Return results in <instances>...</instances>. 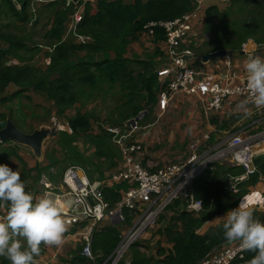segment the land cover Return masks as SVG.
Segmentation results:
<instances>
[{"label":"trees","instance_id":"trees-1","mask_svg":"<svg viewBox=\"0 0 264 264\" xmlns=\"http://www.w3.org/2000/svg\"><path fill=\"white\" fill-rule=\"evenodd\" d=\"M67 1L0 0V130L8 117L21 131L31 133L34 130L24 122L17 123L11 113L5 114L1 110L4 105L31 92L42 97L47 104L46 116L54 112L55 117L65 120L64 128L57 130L53 147L45 149L42 167L27 168L16 144L10 141L0 143V164L19 171L25 190L34 197L41 196L38 186L43 174L56 184L68 167L75 166L83 170L90 181L102 180L107 171L118 165L121 159L119 148L112 142L111 134L105 130L100 118L86 110V103L99 94L115 100L105 118L109 126L124 127L128 120L146 112L137 122L138 126H143L158 104L159 95L167 91L171 80L167 77L160 81L157 74L163 62L166 59L169 61L165 29L155 26L150 33L145 26L181 18L192 13L196 7L193 0H96L84 4L79 11L80 20L75 22L73 16L78 6L72 2L67 4ZM246 1L245 6L237 9L238 12L248 8ZM231 14V8L222 13L214 7L206 9L205 21L198 36L205 32L215 43L221 32L229 29L225 43L213 50L236 49L252 34L251 25L246 26L249 21L245 17L225 21ZM231 31H237L235 36ZM257 33L261 40H256L264 41V30ZM37 38L43 44L34 43ZM161 42L164 43V53L160 51ZM193 43L182 47L180 41L179 49L192 50L199 56ZM41 45L49 52L45 55V64L38 67L33 61L39 56ZM139 45L143 46V50ZM10 61L13 63L9 64ZM11 86L15 91L7 94ZM8 111L12 112L11 107ZM92 120L96 130H93ZM79 141L86 145L85 150L78 147ZM12 162L18 164L13 165ZM254 163L258 172L238 182L236 193L229 189L227 182L240 176L243 170L220 162L210 163L186 192L192 195L193 200L201 201L200 210H187L188 202L182 197L175 199L164 210L173 212V215L167 225L157 229L156 233L162 234L169 243L168 252L159 250L157 259L148 258L139 251V247L146 248L137 240L116 264H198L219 250L229 242L224 237L223 224L204 234H199L198 230L205 222L237 206L245 188L256 183L258 173L264 171V161L257 157ZM51 169L55 170L53 175L49 173ZM126 187V184L110 188L104 185V198L113 205ZM118 190L121 191L118 193ZM7 211L6 206L0 207V217ZM122 212L126 225H121L131 227V220H135L137 215L128 210ZM257 219L264 222V215ZM123 232L118 227L101 222L92 236L93 262L80 255L79 246L68 253L65 262L109 264ZM44 251L45 245L42 244L40 256ZM254 255L246 251L245 263L248 264ZM160 256L163 258L160 259ZM0 264H10V261L0 257Z\"/></svg>","mask_w":264,"mask_h":264},{"label":"built area","instance_id":"built-area-1","mask_svg":"<svg viewBox=\"0 0 264 264\" xmlns=\"http://www.w3.org/2000/svg\"><path fill=\"white\" fill-rule=\"evenodd\" d=\"M96 0H68L77 7L73 18L80 20L79 11L87 2ZM195 10L181 18L172 21L149 23L145 29L152 33V28L162 26L165 29L167 56L172 66L165 67L157 72L162 80L170 78L167 91L162 92L158 98L159 109H167L169 102L175 94H187L200 101L209 97L207 102L210 109L218 111L224 101L233 98L247 99L249 92L246 78L241 82L215 85L206 77L195 78L197 73L190 66L185 57H191L190 51H179V43L189 36L191 31L190 18L195 15ZM244 51V45H242ZM253 55L251 53L248 56ZM183 56H185L183 58ZM136 117L128 120L124 127L107 126L105 130L111 134L112 142L119 148L124 156V170H118L109 175L106 180L90 181L85 172L79 167L70 166L63 173L56 185L52 184L46 176L41 175L38 191L41 195L47 193L56 198L63 208V217L67 226H79V237L82 241L81 255L89 260H94L91 254V241L94 231L101 222L109 224L124 223L122 210H128L138 215V220L129 230L123 232L121 241L110 256L109 264H116L127 252L128 248L140 239L145 229L152 226L156 217L175 199L183 198L188 202L187 210L197 212L201 208L200 200H193L191 194L186 193L191 188L192 182L202 174L210 163L220 162L229 166L239 167L243 173L231 178L227 185L236 193V184L253 176L258 172L254 163L255 158L264 155V132L250 135L244 139L240 135H233L226 142L225 150L203 151L197 153L200 140H194L189 146V154L184 162L168 163L153 171L146 169L140 163L134 162L131 153L139 152L138 142L132 137L138 128ZM257 150L254 151L253 148ZM216 157V158H215ZM50 172H53L51 169ZM106 182L124 183L127 185L121 192L120 199L111 205L105 198L103 188ZM230 242V241H229ZM224 244L219 250L201 260L198 264H246L245 253L239 247V242ZM125 264H129L126 262Z\"/></svg>","mask_w":264,"mask_h":264},{"label":"crops","instance_id":"crops-1","mask_svg":"<svg viewBox=\"0 0 264 264\" xmlns=\"http://www.w3.org/2000/svg\"><path fill=\"white\" fill-rule=\"evenodd\" d=\"M193 1L196 3L195 8H198V10H196L195 15L190 18V24H191V31L189 33L190 36L184 38L181 41V46L188 47L193 42H196L193 43L192 46L198 48L199 56L193 54V51L189 49H182V50L179 49V51H190L192 53L190 59L187 60L190 66L195 71V73H197L195 78L206 77L209 79L210 82H212L215 85H221L222 83L225 84L227 80L230 81L231 84L241 82L247 76L244 63L248 58V54L251 53L253 55L264 58V41L259 42L256 40V39L261 40L259 33H257V31L264 30V0H256V1L247 0L246 2L248 3L249 6L248 8L244 9L242 12H238L237 9L241 6L242 7L245 6L244 0H193ZM209 7L216 8L220 13L224 12L228 8H231L232 14L228 16L225 19V21H231L236 17L240 19L245 17L249 21L247 22L246 26L251 25L252 34L250 36H247L245 41L241 43L236 49L226 50L224 48H218V50H225L227 52L225 57L213 58L207 61L206 63H203L200 60L201 56L217 51V49L213 50V48L216 46H221L223 45V43H225V39L228 38V34L226 33H228L229 31L228 28H225L221 32L220 34L221 36L217 38L218 42L215 43L211 42V37L209 36V34H205V35L202 34L201 37L198 36L199 34H201V29L205 21V11ZM256 19H258V21ZM255 24L257 25L256 26L257 30L256 28L255 29L252 28L254 27ZM230 33L235 36V33H237V31L234 32L231 31ZM242 45H244V51L242 50ZM159 47H160V51L164 53L165 47L163 42L159 44ZM169 66L172 65L166 59V61L163 62V65L159 70H162L163 68ZM245 100H246L245 98H233L228 101H224L220 109L218 111H214L213 109H210L207 104V102L209 101V97H206L203 101H200L194 96L187 95L184 93L175 94L173 96V99L169 102L166 110L161 111L159 109V106L156 105L152 114L149 116L148 121H146L144 125L141 127L140 131L137 134L140 151L131 153L132 160L134 162L140 163L143 167H145L148 170H154L158 166L156 165V163H153V158H150L149 153L142 147V144H144L145 139L148 140L149 133H147L146 131L145 138H140L142 129L150 124H153L154 122H156L158 126L152 132L158 131V133L161 135V140L165 141L167 145L177 144L182 150L186 148L190 142L192 141L194 142V140H201V143H203L204 145L201 146L200 144L198 146L197 148L198 154H201L203 151H208L210 149L212 150L214 145L216 146L226 143L233 135H254L264 132V108H256L254 105L248 104L247 105L248 114L246 115L238 107L241 104V102ZM51 114L54 115V112H52ZM173 114H176V116H174ZM152 116L155 117V121L154 118H152ZM50 120H51V116H50ZM14 125L16 126L15 123ZM60 126L61 128H64V124ZM164 127L169 130L167 132L164 131ZM180 128L182 130H179ZM58 129L59 127L56 128V130ZM34 131L35 128L32 132ZM26 134H30V133H26ZM54 137L52 136L47 137L43 141L42 151L40 152V155L34 154V152L28 146L16 144L14 142L12 143L17 145L18 154L26 163L27 168L33 169L37 165L39 167H42L43 164L45 163V158H44L45 145L51 142V146L53 147L55 143ZM81 142L83 143V141ZM262 145L264 147V143ZM48 148L50 149L51 147ZM119 153L121 159L115 168H112L110 171H108L109 173H113L118 170H124L125 168L124 156L122 155L120 150ZM258 158L264 161V155H261ZM178 159H182V158H178ZM52 170L53 172L49 171V173L53 175L55 173V170L54 169ZM109 173L106 172L104 174L105 178L102 180H106L109 177L108 176ZM258 174L259 175L256 183L246 187L245 193L242 194V197L239 200V202L241 200H246L247 203L255 209L256 218L264 215V171L261 170ZM43 175L46 176L48 179V176L46 174ZM58 181L56 182V184L58 183ZM93 181H100V180L95 179ZM115 185L119 186L120 183H110V182L105 183V186L109 188ZM121 190H118V193ZM167 214H168V218H167ZM172 215L173 212L171 211L170 213L169 211H165L162 213V216L167 220H169V217ZM225 215L226 214L215 217L205 222L198 230V233L204 234L209 230L215 228L216 226L223 224L224 221L222 219H217V218H223ZM103 223L105 225L106 222L104 221ZM116 225L117 224H114L113 226H115L116 228L117 227ZM166 225L160 224L159 227L157 225L156 230L163 229ZM120 226H124V225H120ZM120 226H118V229ZM79 229L80 227L75 228L73 226H68L67 231L63 237V243L60 246H45V251L43 255L37 258L38 264H68L65 262V260L66 258H68V253L71 250H74L76 247L79 246L81 247V251H82V241L79 237L80 234ZM151 233L152 232H150L149 235L147 233L140 238V240L143 239V241L148 242V244H145V246H148V248H146L143 251L144 252L146 251L148 255H152V256H156L159 250H164L168 252L170 245L168 244L164 246L163 244H160L159 237H157L156 239H151ZM74 242L77 245L74 244ZM73 244L76 246H74ZM64 246H69L67 251L62 249ZM159 258L161 259L163 258V256H160ZM90 262L93 261L90 260Z\"/></svg>","mask_w":264,"mask_h":264},{"label":"clouds","instance_id":"clouds-1","mask_svg":"<svg viewBox=\"0 0 264 264\" xmlns=\"http://www.w3.org/2000/svg\"><path fill=\"white\" fill-rule=\"evenodd\" d=\"M244 67L249 95L238 107L247 115L248 104L264 108V58L250 55ZM5 206L8 211L0 217V257L10 264H38L42 244L63 243L68 226L61 203L47 193L34 197L25 190L19 171L0 164V207ZM217 219L224 221L228 241L239 242L242 251L255 253L248 264H264V222L255 217V209L246 200Z\"/></svg>","mask_w":264,"mask_h":264},{"label":"rangeland","instance_id":"rangeland-1","mask_svg":"<svg viewBox=\"0 0 264 264\" xmlns=\"http://www.w3.org/2000/svg\"><path fill=\"white\" fill-rule=\"evenodd\" d=\"M203 34L205 35L206 33L204 32ZM34 43L39 45V44H43V41L40 38H37V39H35ZM41 46H43V45H41ZM139 47L143 50L142 45H139ZM48 52L49 51L46 47H44V46L41 47L39 56L33 61V64L35 66L42 67L45 64V55ZM11 63H13V62L10 61L9 64H11ZM161 78H163V77H161ZM161 78H159L160 81H162ZM14 91H15L14 87L11 86L7 89V94H11ZM28 94H29V96H28ZM114 101L115 100H110L108 97L103 98V96L101 94H99L98 96L94 97L92 100H90L89 102L86 103V110H88L90 112H94L95 116L100 118V122L103 124V126L107 127V126H109L108 123L105 122L107 110L113 106ZM9 107H12L11 108L12 112L8 111ZM1 110L5 114L11 113L12 117L14 118V120L17 123L22 124V122H24L25 124L34 127L35 130H38L42 127L49 128L51 130H53L54 128L56 129L57 127L61 128L60 125L64 124V121H65L62 118L55 117L51 113H49V115L46 116V112H48L47 111V104L42 99V97L34 94L33 92L26 93L19 100H15L11 104L4 105ZM69 114H72V112H70ZM173 115L176 116V114H173ZM50 116H51V120H50ZM152 118H154V121H155V117L152 116ZM92 121H93V123H92L93 127H95L94 120H92ZM157 126H158V124L156 122H154L153 124H150V125L146 126L145 128H143L141 131V134H140V138H145V136H146L145 132L147 131V133H149L148 140L145 139L144 144H142V147H143V149H145L149 153L150 158H153V163H156V165H158L156 167V169L161 168L164 165H167L168 163L184 162L186 156L190 152L189 151L190 143H192L193 141L190 142L187 145V147L182 149V150L180 149L179 145H177V144L176 145H167L165 143V141L161 140V135L158 133V131L152 132L157 128ZM140 129L141 128H138V130H136L135 133L133 134V137H132L133 141L138 142L137 134L140 131ZM93 130H96V128H94ZM168 130L169 129L164 127V131L167 132ZM179 130H182V129L180 128ZM240 136L243 137L244 139H247L250 135H240ZM79 142H78V147L82 150H85L86 145H83V143L81 141H79ZM200 144H201V146L204 145L203 143H201V140H200ZM226 146H227V143L216 145V146L214 145V147L212 148V151H215L214 154L216 156L218 154V150L219 149L225 150ZM47 147L52 148L51 142H49L45 145V149ZM260 147H263V145H261ZM253 150L256 151L257 148L254 147ZM178 158H182V159H178ZM157 162H159V163H157ZM12 164L15 165L18 163L12 162ZM107 173H109V172L107 171ZM110 174L111 173H109L108 176ZM108 176H106V177H108ZM162 213L156 217L152 226L145 229L143 235H145L147 233L149 235V233L152 232L151 233V239H156L157 237H159L160 238V241H159L160 244H163L165 246V245H168L169 243L162 236V234L161 235L156 234V226L157 225L159 227L160 224L166 225L168 223V220L166 218H164L163 216L161 217ZM169 213H170V211H169ZM167 218H168V214H167ZM138 219L139 218L137 215L135 220L134 219L131 220V224H133V223L135 224ZM125 223H124V225H126ZM120 225L121 224H117L116 226L118 227ZM129 229H130L129 226L128 227H126V226H120L119 227V230L124 231V232H126ZM138 242H142L141 246L142 245L145 246V244H148V242L143 241V239L140 241L138 239ZM74 244H76V243L74 242ZM76 245H74V246H76ZM68 248H69V246H64L62 249L67 251ZM145 248H148V246H145ZM138 249H139V251H142L143 254L148 258H155L158 256V255H156V256L148 255V253L146 251L145 252L143 251L145 249L142 247H139ZM155 259H157V258H155Z\"/></svg>","mask_w":264,"mask_h":264},{"label":"water","instance_id":"water-1","mask_svg":"<svg viewBox=\"0 0 264 264\" xmlns=\"http://www.w3.org/2000/svg\"><path fill=\"white\" fill-rule=\"evenodd\" d=\"M226 54L227 52L225 50H217L213 53L201 56L200 60L201 62L206 63L213 58H223L226 56ZM184 57L185 56H183V58ZM185 58L190 59V57ZM145 114L146 112H142L135 118V120H140V118H142ZM54 129L51 130L49 128H41L39 130H35L30 134H26L20 131L14 125V123L9 118H7L4 128L0 130V142L11 141L16 144L25 145L28 146L34 152V154L40 155V152L42 151L43 141L47 137H54L57 135V130Z\"/></svg>","mask_w":264,"mask_h":264}]
</instances>
